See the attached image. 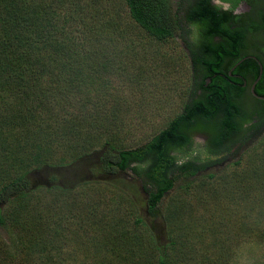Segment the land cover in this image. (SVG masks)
Instances as JSON below:
<instances>
[{"label":"rangeland","instance_id":"rangeland-1","mask_svg":"<svg viewBox=\"0 0 264 264\" xmlns=\"http://www.w3.org/2000/svg\"><path fill=\"white\" fill-rule=\"evenodd\" d=\"M195 1L169 0L180 29L163 42L115 14L130 30L125 40L101 38L102 50L83 58L91 89L34 121L25 117L5 165L22 169L44 162L49 166L31 174V182L48 186L50 173L71 186L36 189L20 213V227L10 216L18 208L8 206L0 250L8 246L13 254L0 255V264H156L157 244L167 246L169 264H264V127L247 132L245 124L218 154L208 151L205 134L192 132L190 143L172 153L183 155L182 161H216L192 177L189 189H177V180L154 216L145 205L150 185L137 173L88 171L98 165L94 148L112 125L124 145H141L198 95L201 75L188 47L196 50L202 37L187 18ZM247 96L242 105L250 112ZM10 103V111L21 115L17 98ZM81 153L87 155L78 159Z\"/></svg>","mask_w":264,"mask_h":264},{"label":"trees","instance_id":"trees-1","mask_svg":"<svg viewBox=\"0 0 264 264\" xmlns=\"http://www.w3.org/2000/svg\"><path fill=\"white\" fill-rule=\"evenodd\" d=\"M226 1L231 3L228 11L219 10L211 0H196L187 14L188 21L200 30L202 37L196 50L188 47L192 67L201 75L198 95L141 145H124L112 125L113 132L94 148L99 151L98 165L89 168V173L111 176L128 169L137 173L150 185L146 188L145 205L152 216L177 180L180 182L177 189H189L192 177L209 162L216 161H182L183 155L172 153L190 143L192 132L205 134L208 151L218 154L234 135L245 130V124L247 132L264 127V99L245 93L241 87L244 80L251 85L260 74L258 62L246 57L250 55L248 50L259 49L253 52L262 66L254 91L264 96V39L258 43L245 42L241 27H228L227 22L235 23L240 17L231 11L239 0ZM115 14L118 17L125 14L129 24L157 42L174 37L180 29L169 0H0V228L3 230L8 227V206L18 208L14 217L10 215L11 223L23 225L20 213L36 189L70 190L71 185L60 183L59 175L55 174L47 175L48 186L30 181L31 174L49 166L44 162L17 169L18 164L7 166L5 160H9L11 148L16 144V139L12 140L17 137L19 127L26 126L25 117L34 121L43 110L69 104L70 95L76 97L91 89L81 65L83 58L86 55L94 58L102 50L101 38L114 36L125 40L130 30ZM258 26L248 31L256 33L261 25ZM216 35L219 39L214 41ZM112 56L116 58V51ZM95 66L99 69L101 65ZM245 94L253 103L250 112L243 109ZM11 96L23 106L21 115L10 111ZM37 110L42 111L37 114ZM87 153H81L78 159ZM137 221L141 222L140 218ZM8 248L0 250L2 257L13 254ZM156 250V264H169L167 246L157 244Z\"/></svg>","mask_w":264,"mask_h":264},{"label":"flooded vegetation","instance_id":"flooded-vegetation-1","mask_svg":"<svg viewBox=\"0 0 264 264\" xmlns=\"http://www.w3.org/2000/svg\"><path fill=\"white\" fill-rule=\"evenodd\" d=\"M218 2L213 3L219 7V10L228 11L231 8V3L226 0H217ZM233 14H238L240 17L237 19V22L231 23L227 22L226 25L230 28L241 27L245 32L244 41L245 42H255L258 43L262 39H264V0H239L236 6L231 10ZM261 25L258 32L252 33L248 29L252 26ZM259 27V26H258ZM262 38V39H261ZM219 36H214L213 40L217 41ZM257 49V48H256ZM259 50V49H257ZM257 50H248L250 55H253L254 51ZM255 56V55H254ZM233 69V68H232ZM231 75V71H229ZM235 77H239L240 75L234 74ZM234 85L235 82H232ZM252 85V84H251ZM251 85L244 80L242 86L245 89V93L252 95L253 97H257L251 90Z\"/></svg>","mask_w":264,"mask_h":264},{"label":"water","instance_id":"water-1","mask_svg":"<svg viewBox=\"0 0 264 264\" xmlns=\"http://www.w3.org/2000/svg\"><path fill=\"white\" fill-rule=\"evenodd\" d=\"M246 57H251V58L255 59V60L258 62V64L260 65V74H261L262 66H261L260 61H259L254 55H248V56H246ZM246 57H244V58H246ZM260 74H259V76L257 77V79L252 83V85H251V90H252V92L254 93V95H256L258 98H260V99H264V96H258V95L255 93V91H254L255 83H256L257 80L259 79ZM209 80H210V79H208L207 81H209Z\"/></svg>","mask_w":264,"mask_h":264}]
</instances>
